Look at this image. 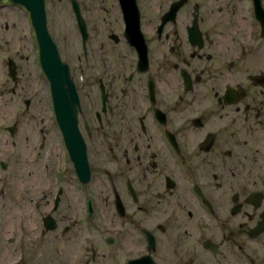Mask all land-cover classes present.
Masks as SVG:
<instances>
[{"label":"flooded vegetation","instance_id":"obj_1","mask_svg":"<svg viewBox=\"0 0 264 264\" xmlns=\"http://www.w3.org/2000/svg\"><path fill=\"white\" fill-rule=\"evenodd\" d=\"M32 1L0 0L8 31L19 19L33 28ZM94 1L44 0L48 28L51 6L67 4L87 61L66 62L76 124L53 107L52 132L38 131V172L23 184L0 176L1 208L16 190L4 224L22 231L10 240L22 243L19 261L264 264V0ZM100 18L95 61L88 44ZM0 54L5 95L21 101L24 56L1 29ZM64 128L80 134L85 163Z\"/></svg>","mask_w":264,"mask_h":264},{"label":"rangeland","instance_id":"obj_2","mask_svg":"<svg viewBox=\"0 0 264 264\" xmlns=\"http://www.w3.org/2000/svg\"><path fill=\"white\" fill-rule=\"evenodd\" d=\"M96 4H98L97 0L94 1V5ZM8 20L13 19L9 17ZM11 24L12 21L10 22ZM26 24L24 20L19 19L15 22V26H10L8 31L5 26L6 20L0 19V29L3 31L4 41L10 43L14 56L17 50L24 56L21 64L25 72L28 73L25 96L21 101H11L10 97L5 95L9 88L2 86L0 82V162L10 159L11 165L6 173L0 171V176L2 175L5 181L9 179L19 181V184H23L27 180L29 171H32V173L38 172L39 164L37 160L41 153L38 150L41 144L39 129L52 132L54 126L50 84L40 65L39 48L32 25L30 24L26 27ZM91 27L94 32L91 31L88 47L97 51L93 57H95V61H98L97 58L100 59L101 57L102 46L106 43L105 32L107 26L100 18V20L91 23ZM49 30L58 44L61 56L65 62L73 66L78 62L87 61L81 59L84 57L81 36L77 29V24L71 19L66 3L55 7L51 6ZM5 47L7 46H2L4 51ZM27 98L30 100L29 105L24 102V99ZM15 122L19 123V131L12 137L7 131V127L12 126ZM47 137H52V135ZM5 142L7 149L4 147ZM47 143L46 151L53 146L54 142L47 138ZM8 187L7 191L11 192L10 200L12 202L1 208V204L6 203L7 200L4 198L3 201H0V264H43L40 258L36 260L35 256L30 257L29 255L25 259L26 254L24 259L19 261L21 258L20 253L23 252L22 243H10L13 238L18 241L17 237L22 234V231L18 229L17 223L14 224L15 229L4 224L12 221L8 210H11L15 205L19 206L14 203L17 200L14 193L16 190L12 189L11 186ZM14 216L16 217V214Z\"/></svg>","mask_w":264,"mask_h":264},{"label":"water","instance_id":"obj_3","mask_svg":"<svg viewBox=\"0 0 264 264\" xmlns=\"http://www.w3.org/2000/svg\"><path fill=\"white\" fill-rule=\"evenodd\" d=\"M29 8L39 47L40 64L51 88L53 107L64 122L72 118L75 125L77 122V107L80 105L79 96L71 78L70 67L63 61L58 45L49 31L44 0L32 1ZM78 23L85 48L88 38L87 26L82 18H79ZM136 26L139 29V20H137ZM64 133L69 148H71V138L77 136L80 147L79 156L82 162L85 163V145L78 131L76 133L74 129L72 134V130L64 128Z\"/></svg>","mask_w":264,"mask_h":264}]
</instances>
